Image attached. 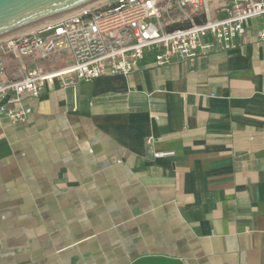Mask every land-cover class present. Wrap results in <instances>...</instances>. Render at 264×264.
Instances as JSON below:
<instances>
[{"label": "crops", "instance_id": "crops-1", "mask_svg": "<svg viewBox=\"0 0 264 264\" xmlns=\"http://www.w3.org/2000/svg\"><path fill=\"white\" fill-rule=\"evenodd\" d=\"M263 28L25 95L27 123L0 118V264H264Z\"/></svg>", "mask_w": 264, "mask_h": 264}, {"label": "built area", "instance_id": "built-area-1", "mask_svg": "<svg viewBox=\"0 0 264 264\" xmlns=\"http://www.w3.org/2000/svg\"><path fill=\"white\" fill-rule=\"evenodd\" d=\"M255 18L264 21V0H108L78 9L0 40V118L25 124L32 113L25 95L38 97L57 82L66 89L76 81L132 74L147 52L167 65L230 49Z\"/></svg>", "mask_w": 264, "mask_h": 264}, {"label": "water", "instance_id": "water-1", "mask_svg": "<svg viewBox=\"0 0 264 264\" xmlns=\"http://www.w3.org/2000/svg\"><path fill=\"white\" fill-rule=\"evenodd\" d=\"M101 0H0V40ZM131 264H185L178 258L146 255Z\"/></svg>", "mask_w": 264, "mask_h": 264}, {"label": "bare ground", "instance_id": "bare-ground-1", "mask_svg": "<svg viewBox=\"0 0 264 264\" xmlns=\"http://www.w3.org/2000/svg\"><path fill=\"white\" fill-rule=\"evenodd\" d=\"M108 0H101V1H99V2H96V3H94V4H91V5H88V6H86V7H83V8H89V7H93V6H96V5H99V4H103V3H106ZM69 14V13H68ZM67 15V14H66ZM63 16H65V15H63ZM59 18V17H58ZM56 19V18H55ZM46 23V22H45ZM44 24V23H43ZM43 24H40V25H38V26H35V27H33V28H30V29H28V30H25V31H22V32H20V33H17V34H15V35H19V34H23V33H26V32H30V31H33V30H35L36 28H38V27H40L41 25H43ZM12 36H14V35H12ZM11 37V36H10ZM8 38V37H7ZM3 40V39H2Z\"/></svg>", "mask_w": 264, "mask_h": 264}]
</instances>
